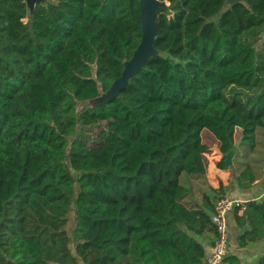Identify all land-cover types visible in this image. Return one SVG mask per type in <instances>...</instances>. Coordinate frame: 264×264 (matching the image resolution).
<instances>
[{
  "label": "trees",
  "instance_id": "obj_1",
  "mask_svg": "<svg viewBox=\"0 0 264 264\" xmlns=\"http://www.w3.org/2000/svg\"><path fill=\"white\" fill-rule=\"evenodd\" d=\"M160 1L156 54L116 96L79 110L139 46L140 0H0V264L206 263L214 205L182 178L207 174L204 130L221 169L238 132L256 148L264 0ZM102 123L120 136L93 137ZM256 169L236 175L240 190ZM235 220L240 247L264 241V197Z\"/></svg>",
  "mask_w": 264,
  "mask_h": 264
},
{
  "label": "crops",
  "instance_id": "obj_2",
  "mask_svg": "<svg viewBox=\"0 0 264 264\" xmlns=\"http://www.w3.org/2000/svg\"><path fill=\"white\" fill-rule=\"evenodd\" d=\"M210 150L211 148L208 149V151ZM221 157L222 156H220L217 151L214 152L211 157L208 156L207 174L204 176V178L188 176L189 182L191 184L188 187H192V192L190 193V196L193 200L201 203L202 195L204 192H206V194L209 196L213 205H215L216 200L223 195H227L232 199L240 200L242 202L254 199L258 200L264 197V185L259 184V180L254 183L253 188L249 191L240 190L237 187L236 183L231 184L229 182V170L221 169L217 165ZM256 184H259L260 187H258L259 185L256 186ZM221 185L225 187V193L217 195V193L220 192L217 189H219ZM211 189H215L216 193L213 192ZM215 196L217 197L214 198ZM235 211L236 208H234L228 214L229 248L227 256L236 255L243 263H254L259 257L264 254V241L257 244H252L245 248L239 246L237 238L240 233V230L235 220ZM209 213H211V211ZM241 214L242 210H239V215ZM204 243L206 246V253L209 254L212 248V235L206 237L204 239ZM221 264H228V262L224 259Z\"/></svg>",
  "mask_w": 264,
  "mask_h": 264
},
{
  "label": "rangeland",
  "instance_id": "obj_3",
  "mask_svg": "<svg viewBox=\"0 0 264 264\" xmlns=\"http://www.w3.org/2000/svg\"><path fill=\"white\" fill-rule=\"evenodd\" d=\"M167 6H168V2L165 3V7ZM29 8L31 9L30 5H29ZM114 91H116V89ZM111 93L109 92L107 94H102L101 96H99L98 98L92 101H88L84 104H79L78 109L81 110L88 106H94L98 103L104 102L111 97ZM92 134H93V137L95 138H99L100 140H105L108 138L119 137L121 133L117 129L115 124L102 123V124L95 126L92 129ZM202 137H203V141L208 145L209 148H211L210 151H207V153L209 152L208 154L205 153V157L207 161H208V156L211 157V155H213L214 152L217 151L220 154L219 142L209 130H204L202 132ZM235 145H236V148L234 152L229 154V157L231 159V163H230L231 167L228 169L229 170V182L231 184H234L236 175L240 171H242L246 167V165L252 164L256 166L257 168L256 170L259 173V184L264 185L263 178H262L263 177V167H264V127L257 128V145L255 149H251V147L248 144L241 142L239 132L235 138ZM201 178H204V177H201ZM182 182H185L187 186L191 185L189 182L188 176H183ZM259 184H256V186H258ZM258 187H260V185ZM217 190L220 191L217 193V195L225 193V187L223 185H221L220 188ZM216 197L217 196H215L214 198ZM73 219H74V214L72 213V222L69 225V230L72 229Z\"/></svg>",
  "mask_w": 264,
  "mask_h": 264
},
{
  "label": "water",
  "instance_id": "obj_4",
  "mask_svg": "<svg viewBox=\"0 0 264 264\" xmlns=\"http://www.w3.org/2000/svg\"><path fill=\"white\" fill-rule=\"evenodd\" d=\"M42 0H29L28 5L31 6V10L34 8L37 2ZM240 0H227L228 3L237 2ZM141 3V25H142V39L135 50L131 59L126 63L122 76L118 79L112 89L109 91L111 97H114L118 92L127 85L130 78H132L135 73L146 63V61L156 54L154 48V41L158 34V23L157 19V10L158 8H167L165 7L166 2H161L160 0H140ZM169 5V3H168ZM150 47L154 50L153 53L149 52ZM116 89V91H114ZM107 92V93H109ZM105 93V94H107ZM109 98V99H110ZM108 99V100H109ZM229 152L226 155L227 162L230 164L231 159L229 157Z\"/></svg>",
  "mask_w": 264,
  "mask_h": 264
},
{
  "label": "built area",
  "instance_id": "obj_5",
  "mask_svg": "<svg viewBox=\"0 0 264 264\" xmlns=\"http://www.w3.org/2000/svg\"><path fill=\"white\" fill-rule=\"evenodd\" d=\"M242 201L227 195L220 196L211 213V221L215 225V236L212 240L211 252L206 256L205 264H221L228 254L229 221L228 214L234 208L241 207Z\"/></svg>",
  "mask_w": 264,
  "mask_h": 264
},
{
  "label": "bare ground",
  "instance_id": "obj_6",
  "mask_svg": "<svg viewBox=\"0 0 264 264\" xmlns=\"http://www.w3.org/2000/svg\"><path fill=\"white\" fill-rule=\"evenodd\" d=\"M153 51H154V50L152 49V47H150L149 52H150V53H153Z\"/></svg>",
  "mask_w": 264,
  "mask_h": 264
}]
</instances>
